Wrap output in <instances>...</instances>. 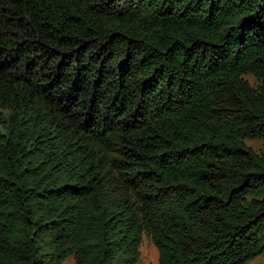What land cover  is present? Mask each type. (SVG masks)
Listing matches in <instances>:
<instances>
[{
    "label": "trees",
    "instance_id": "16d2710c",
    "mask_svg": "<svg viewBox=\"0 0 264 264\" xmlns=\"http://www.w3.org/2000/svg\"><path fill=\"white\" fill-rule=\"evenodd\" d=\"M246 138L264 0H0V264H138L143 233L157 264H244L264 252Z\"/></svg>",
    "mask_w": 264,
    "mask_h": 264
},
{
    "label": "rangeland",
    "instance_id": "374dc122",
    "mask_svg": "<svg viewBox=\"0 0 264 264\" xmlns=\"http://www.w3.org/2000/svg\"><path fill=\"white\" fill-rule=\"evenodd\" d=\"M244 78L251 84L256 83L251 75H244ZM245 145L251 147L254 151L264 150V138H246L244 139ZM157 249L150 236L146 234L141 235V243L139 246V262L138 264H157ZM264 261V252L254 258L246 261L244 264H259ZM61 264H74V255H68Z\"/></svg>",
    "mask_w": 264,
    "mask_h": 264
}]
</instances>
